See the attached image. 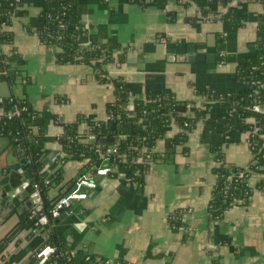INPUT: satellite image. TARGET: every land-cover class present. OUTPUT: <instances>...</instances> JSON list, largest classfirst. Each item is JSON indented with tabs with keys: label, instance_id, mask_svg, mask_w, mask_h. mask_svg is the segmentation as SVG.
<instances>
[{
	"label": "crops",
	"instance_id": "crops-1",
	"mask_svg": "<svg viewBox=\"0 0 264 264\" xmlns=\"http://www.w3.org/2000/svg\"><path fill=\"white\" fill-rule=\"evenodd\" d=\"M42 5L43 0H22L21 13L5 27L11 41L0 43V53L17 73L13 93L38 115L32 130L53 178L57 164L50 162L52 154L65 155L59 143L64 125L76 123L77 140L86 142V119L107 123L106 105L114 100L115 87L87 64L57 62L58 48L36 35ZM77 11L88 43L113 55L103 68L124 83L129 104L150 94H172L191 102L187 115L203 112L187 134L185 150L168 148L180 131L170 124L153 148L160 156L139 179L129 181L123 172L103 176L97 189L52 222L72 264H89L83 263L87 256L126 264H264V167L249 168L256 160L248 132L238 130L234 116L206 95L244 90L237 68L253 54L250 46L264 25L263 5L257 0H166L161 8L149 0H77ZM226 13L238 25L223 19ZM254 118L248 113L244 121ZM0 139L5 145L9 141L7 151L21 152L0 161V195L5 190L10 196L13 188L19 194L12 206L0 196V264H26L43 243L45 230L28 218L31 208L24 202L34 188L21 173L22 165L10 167L25 153L10 138ZM211 147L222 151L229 178L233 168H249L252 189L244 203L231 204L219 217L207 209L217 181ZM85 160L70 155L45 198L65 192L83 172ZM176 214L180 225L173 227L169 216Z\"/></svg>",
	"mask_w": 264,
	"mask_h": 264
},
{
	"label": "trees",
	"instance_id": "trees-1",
	"mask_svg": "<svg viewBox=\"0 0 264 264\" xmlns=\"http://www.w3.org/2000/svg\"><path fill=\"white\" fill-rule=\"evenodd\" d=\"M138 1L143 4L146 0ZM257 1L264 7V0ZM21 2L22 0H7L3 4L0 3V43L11 41L12 35L5 27L14 16L21 13L17 10ZM149 2L163 8L166 0H149ZM262 17L264 19V14ZM39 18L41 25L37 28L36 35L39 41L58 48L56 52L58 63L87 64L93 68L100 80H110L115 87L114 100L106 105L107 123L86 119L90 132L96 135L95 141H78L76 138L77 124L64 125L63 132L59 136V143L65 155L56 156V152L52 154L50 162L57 164L53 178L51 177L52 183L60 180L61 164L70 155L85 158L83 172H87L91 170L92 165L103 161L105 147L112 143H117V152L109 155L110 165L116 166L118 171L128 176H131L137 169L143 171L148 168L150 162L160 156L153 150L155 142L164 135L172 123H176L180 131L168 141V148L174 149L180 145L183 150L186 149L184 144L187 134L201 116L202 110H196L193 116L187 115L191 102L179 100L172 94H150L144 98H136L129 104L124 83L118 78H110L103 68L105 63L113 61V55L107 53L99 45L89 44L86 32L79 28L77 0H43ZM222 18L227 20L231 26L238 25V22L234 21L235 17L229 13L224 14ZM257 36L261 37V42L257 43L256 40L251 44L253 54L237 68V79L244 85V90L238 93L230 92L229 95L227 92L206 93L207 97L226 108L237 123L241 124L236 125L238 130L248 132L249 146L255 152L256 160V164L251 165L250 169L264 167V119L255 115L253 123L244 121L249 113L244 106L252 104L255 100L264 106V25L259 27ZM10 69L7 57L0 53V77H4L9 84H13L17 73L10 75ZM219 94H221L220 100L217 99ZM16 103L21 108L20 115L8 117L6 113L13 109L14 103L9 101L8 97L0 101V107L4 111L0 114V135L10 138L15 147L21 148L25 154L30 155V162L26 164L27 177L31 184L40 185L39 189L46 211L50 206V200L45 198V193L50 185H44L43 179L46 174L51 176L52 174L43 170L47 164L44 161L47 154L42 151L41 145L36 143L38 136L32 130L38 121V115L25 100L17 99ZM232 108H234L233 111H231ZM117 125L119 127H116ZM102 137L108 140L104 148L98 145ZM142 147L149 149L150 156L145 165L139 164L138 161L139 157L142 160L145 159V154L141 151ZM211 149L217 162L213 170L217 181L207 209L213 217H219L231 204L244 203L249 198L252 189L247 181L249 168L246 170L242 167H235L232 170V177L229 178L223 165L222 151L218 147H211ZM239 171H243L246 177H238ZM134 178L139 179L140 177L135 175ZM169 222L171 226L178 227L180 225L178 214L170 215ZM47 244L55 247V250L49 255L45 264H72L71 253L64 247L63 238L55 228L44 232V240L40 247ZM108 261L107 258L87 256L83 263L109 264ZM26 264H33V257Z\"/></svg>",
	"mask_w": 264,
	"mask_h": 264
},
{
	"label": "built area",
	"instance_id": "built-area-1",
	"mask_svg": "<svg viewBox=\"0 0 264 264\" xmlns=\"http://www.w3.org/2000/svg\"><path fill=\"white\" fill-rule=\"evenodd\" d=\"M18 8V6H17ZM263 39V38H262ZM261 42V37H257V43ZM258 83V81H256ZM10 86V95L7 96L9 98V101H12L13 109L8 111L6 114L8 117L12 116H19L21 108L18 107V104L16 103V100L18 99L15 94L13 93V88L15 87V84H9ZM229 95V93H227ZM221 94H219V97L217 99L220 100ZM2 99H0L1 101ZM244 109L248 111L249 113H253L255 115H259L261 118L264 119V106L260 104L258 100H255L252 104H248L244 106ZM234 108L231 109L233 111ZM4 111L0 107V114H3ZM116 127H119L117 125ZM96 140V135L89 131L87 135V142H92ZM248 143L249 137H248ZM117 143L108 144L105 147V156L103 157V161L99 164L92 165L91 170L87 172H82L78 174L72 184L71 187L57 195L55 198L50 200V206L45 211L44 208V201L40 193V185L38 183H33L32 186L34 188V192L32 194V206L30 209V212L28 214V218L33 222V225L35 228H37L40 231H47L52 228V222L56 218H58L61 214V212L69 207L74 201L82 200L87 198L90 191H93L97 187V180L103 176H113L118 174L121 171H118L116 166L110 165L109 163V155L116 153ZM141 151L145 154V159L142 160V158L139 157L138 161L139 164L145 165L146 161L149 159V149L146 147H142ZM60 156V155H59ZM62 156V155H61ZM25 163L28 164L30 162V155L25 154ZM43 170H48V165L45 164ZM142 171L135 170L131 176L126 175V173H123L125 179L129 181H134V176H138ZM238 177H246L243 171H239L237 173ZM44 185H50L52 184L51 176L46 174V176L43 179ZM55 250V247L51 245H44L40 247L34 254H33V262L36 264H44L49 255ZM109 264H126L121 261L116 260H109Z\"/></svg>",
	"mask_w": 264,
	"mask_h": 264
},
{
	"label": "water",
	"instance_id": "water-1",
	"mask_svg": "<svg viewBox=\"0 0 264 264\" xmlns=\"http://www.w3.org/2000/svg\"><path fill=\"white\" fill-rule=\"evenodd\" d=\"M189 58H191L192 59V57H187V59H189ZM14 73V70L13 69H10V71H9V74H13ZM10 95V86H9V83L7 82V80L4 78V77H0V98H5V97H7V96H9ZM6 140V145L3 143V140L2 139H0V161L2 160V159H6L7 160V158H8V155H12V156H14L15 155V153H17V154H21V152H17V151H15V150H9V151H7V149L9 148V141L7 140V139H5ZM31 141H34V139H31ZM107 138H105V137H102V138H100L99 139V141H98V145H99V147L100 148H104L105 147V145H106V143H107ZM50 156H51V154H50ZM25 156L24 157H22L20 160H19V162L17 163V164H13L12 166L10 165V164H8V163H6L7 165H10V167H13V168H19L20 167V165H22L20 168H21V173L23 174V176L25 177H27L28 176V171H27V169H26V163H25ZM44 161H47V158L44 160ZM1 169V168H0ZM24 179L25 178H22V182L24 183ZM29 182H30V180H29ZM31 183V182H30ZM72 184V183H71ZM70 187H71V185H70ZM69 187V188H70ZM69 188H66V191L69 189ZM95 189H97V187L95 188ZM7 192L5 191V190H2V193H1V195L0 196H2L3 198H5L6 199V201H7V203H8V205L9 206H12L13 205V200H14V198H17V197H19V194H18V192L17 191H15L14 190V188H13V190H12V194L9 196V195H7L6 194ZM25 193L26 192H23L22 194L23 195H25ZM24 205H25V207H29V208H31V206H32V199L31 198H28L25 202H24ZM23 209H24V207H23ZM63 212V211H62ZM61 212V213H62ZM61 215V214H60ZM33 223V222H32Z\"/></svg>",
	"mask_w": 264,
	"mask_h": 264
}]
</instances>
